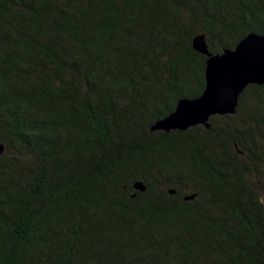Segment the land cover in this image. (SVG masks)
Listing matches in <instances>:
<instances>
[{
    "label": "trees",
    "instance_id": "16d2710c",
    "mask_svg": "<svg viewBox=\"0 0 264 264\" xmlns=\"http://www.w3.org/2000/svg\"><path fill=\"white\" fill-rule=\"evenodd\" d=\"M250 31L264 0H0V264H264V83L152 128L204 89L195 35Z\"/></svg>",
    "mask_w": 264,
    "mask_h": 264
},
{
    "label": "water",
    "instance_id": "95a60500",
    "mask_svg": "<svg viewBox=\"0 0 264 264\" xmlns=\"http://www.w3.org/2000/svg\"><path fill=\"white\" fill-rule=\"evenodd\" d=\"M191 44L206 56L204 89L196 97L178 99L175 108L158 120L153 129H186L198 123L209 127L207 121L212 114L235 111L247 84L264 83V33L250 31L234 47H224L216 54L209 50L204 34L195 35Z\"/></svg>",
    "mask_w": 264,
    "mask_h": 264
},
{
    "label": "rangeland",
    "instance_id": "374dc122",
    "mask_svg": "<svg viewBox=\"0 0 264 264\" xmlns=\"http://www.w3.org/2000/svg\"><path fill=\"white\" fill-rule=\"evenodd\" d=\"M249 33V32H248Z\"/></svg>",
    "mask_w": 264,
    "mask_h": 264
}]
</instances>
